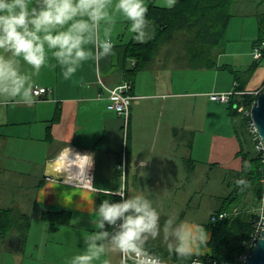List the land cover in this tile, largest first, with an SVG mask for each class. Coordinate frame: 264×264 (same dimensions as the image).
<instances>
[{
	"label": "crops",
	"instance_id": "crops-1",
	"mask_svg": "<svg viewBox=\"0 0 264 264\" xmlns=\"http://www.w3.org/2000/svg\"><path fill=\"white\" fill-rule=\"evenodd\" d=\"M144 3L149 6L148 0ZM163 3L155 0L157 6ZM149 23L153 36L156 26ZM128 29V22L118 18L112 54L84 63L72 80H65L58 66L42 68L33 76L35 86L52 91L35 95L31 106L0 101V178L7 181L0 185V209L12 207L31 217L23 236L15 228L0 236V264H69L86 247V237L99 231L95 213L89 210L111 200L104 189L114 193L121 185L129 191L127 197L142 193L150 199L160 220L168 209L174 210L172 214L191 228L203 225L211 238L212 230L205 225L219 204L202 221L198 209L188 204L194 195L181 193L180 182L197 171L207 179L206 173L213 170L237 177L243 164L239 151L242 146L252 150L254 142L248 134L241 143L229 101L213 99L212 94L258 93L264 85V55L250 71L257 62L252 53L254 36L242 52L226 48L217 54L215 66L193 67L185 58L184 44L177 41L161 45L147 66L131 76L136 59L127 56V46L137 41ZM228 55L231 59L224 60ZM20 68L24 73L32 71L24 64ZM125 81L133 82L132 93L137 96L127 129L122 117L109 109L108 100L98 98L105 85L115 87ZM68 150L92 155L91 184L100 191L88 184L44 177L47 163ZM220 177L228 194L233 182ZM30 178L34 180L27 183ZM169 194L174 195L171 200ZM178 202L181 207L174 205ZM166 203L174 206L163 208ZM46 212L55 213L54 227ZM105 230L111 232L112 227L106 224ZM163 239L162 234L150 239L147 248L177 261ZM209 241L200 254L211 252ZM97 243H105L106 254L95 264L104 259L120 264V254L110 251L107 241Z\"/></svg>",
	"mask_w": 264,
	"mask_h": 264
},
{
	"label": "clouds",
	"instance_id": "clouds-1",
	"mask_svg": "<svg viewBox=\"0 0 264 264\" xmlns=\"http://www.w3.org/2000/svg\"><path fill=\"white\" fill-rule=\"evenodd\" d=\"M177 0H164L162 7L172 9ZM148 7L144 0H0V101L31 106L35 102V83L44 67H59L65 80H72L84 63L97 62L112 54L113 32L118 18L129 24V32L139 43L152 38L147 18ZM54 60L55 63H50ZM21 64L32 71L24 73ZM253 130L259 133L253 121ZM256 151H264V138L257 143ZM61 156L54 163L53 174L70 167L71 163L81 173L91 169V154L75 153V161ZM250 163L245 167H250ZM71 180L72 177H68ZM92 190L100 191L87 181ZM240 192L250 188V183L240 178L235 181ZM119 201L103 200L98 207L89 210L95 213L94 225L99 231L88 235L84 250L74 255L69 264H95L106 254L105 243L110 251L120 254V264H164L160 255L147 248V242L163 233L168 254L177 260H191L200 264L199 249L207 247L210 234L203 225L194 229L176 214L168 216L163 226L160 213L145 195L129 192L121 185L114 193ZM256 214L254 236L264 240V197L250 209L249 215ZM113 228L105 230V225ZM196 257V259H194ZM102 264H111L104 259Z\"/></svg>",
	"mask_w": 264,
	"mask_h": 264
},
{
	"label": "trees",
	"instance_id": "trees-1",
	"mask_svg": "<svg viewBox=\"0 0 264 264\" xmlns=\"http://www.w3.org/2000/svg\"><path fill=\"white\" fill-rule=\"evenodd\" d=\"M148 1L147 18L155 24L156 29L152 38L146 43L128 44L127 56L136 59L135 66L129 71L131 76L147 66L161 45L177 41L184 44L188 60L193 67L215 66L217 54L222 52L227 42L228 24L232 16L229 13V7L233 0H177L172 9L157 6L155 0ZM262 43H264V12L261 13L259 19V31L255 45ZM263 55L264 47L261 58ZM261 58L256 59L257 62L249 68L250 71L259 64ZM241 88L244 89V85H241ZM263 89H260L258 93L233 94L229 100L230 111L234 115L241 113L238 111V106L241 105L250 109ZM246 120L249 118L246 117ZM238 137L243 143V137ZM239 154L243 164L242 169L237 172L235 181L244 178L251 187L241 193L233 181L231 191L221 198L218 208L210 215L207 223L212 230V235L209 241L211 252L206 254L231 261L235 260L244 250V241L250 238L258 215H249L250 209H247L242 210L238 215L215 221L212 220V216L221 211H228L239 204H245L244 199L248 193L252 194L257 206L264 194V152H257L255 147L252 150H245L242 146ZM246 162L251 166L245 167ZM107 196L111 197V201H117V195ZM45 216L51 221V226L54 227L57 224L54 212H46ZM30 222L29 214L12 207L2 208L0 209V236L6 235L14 228L23 236ZM173 259L177 260L174 255Z\"/></svg>",
	"mask_w": 264,
	"mask_h": 264
},
{
	"label": "rangeland",
	"instance_id": "rangeland-1",
	"mask_svg": "<svg viewBox=\"0 0 264 264\" xmlns=\"http://www.w3.org/2000/svg\"><path fill=\"white\" fill-rule=\"evenodd\" d=\"M230 5L231 6L229 7V13H231L232 16L228 24L227 42L222 51L225 52L227 48L229 52L233 50L242 52L246 49L247 44H249L251 39H253L254 36L257 37L256 34H258L259 31V19L261 13L264 12V0H233V2ZM184 49L186 55L185 58L188 60L189 58L187 56V52H186L187 50L185 46ZM223 59L229 61L231 59V56L228 55L226 57H223ZM261 88H264V85ZM228 109L230 110L229 105H228ZM232 116L235 122V128H236L235 131L237 132V135L242 136L243 138L248 137V134L251 135L249 130V123L248 120H246L247 116L244 113H238L236 115L233 114ZM215 171L216 170L206 173L210 179L199 177L198 171L190 174L187 173L189 177L183 179L180 182L181 193L187 194L190 192L189 193L190 195L191 194L194 195L192 203H188V204L189 207L192 206L198 209L197 212L200 213L201 215L200 218L202 221L207 220L209 218L208 217L209 214L215 210L218 204H220L223 195L227 194L226 193L227 187L220 185V179H221L220 176L226 177L225 179L227 180L228 183L235 181L232 172L222 173V171L220 172L217 171L218 173H215ZM204 174L205 172H202V176H204ZM33 180L34 178L27 179L28 181L27 183ZM11 181L15 182V184L17 182V180L14 181L11 180ZM4 182L7 181L5 179L0 178V185L1 184L3 185ZM233 185L231 184V188L233 187ZM169 197H170L169 200H171V198L174 197V195L169 194ZM244 200H245V204H239L234 208H238L245 211L247 209H252L253 207L256 206V200L254 199L252 194L248 193ZM186 203L187 201H185V204ZM166 204L167 205L163 208L167 209V208H172L174 205L178 207L180 205L181 207L182 202H178L172 205L171 207H168V203ZM169 204H172V202H170ZM232 209L228 211H231ZM172 213H174V210L168 209V212L160 220L161 226H163L164 221L168 218V216L172 215ZM205 226L209 227L207 224ZM161 234L163 239V233Z\"/></svg>",
	"mask_w": 264,
	"mask_h": 264
},
{
	"label": "built area",
	"instance_id": "built-area-1",
	"mask_svg": "<svg viewBox=\"0 0 264 264\" xmlns=\"http://www.w3.org/2000/svg\"><path fill=\"white\" fill-rule=\"evenodd\" d=\"M263 47H264V43L257 44L254 46L252 53H253V57L255 59L261 58ZM132 87H133V84L130 81H125L124 83H122L118 86H115V87H110V86L105 85L103 87V89L99 92V95H98L99 99H107L109 109L115 111L119 116L122 117L123 126L125 129H127L128 125H129L130 116H131V106H132L133 100L135 98H137V96L132 93ZM51 91L52 90L46 86H38V85L35 86V93L38 97H41L42 95H45ZM236 93L242 94V93H244V91H230L227 93H213L212 98L219 100V101H229L231 96L233 94H236ZM238 111H240L241 113H244L249 118V120H248L249 130H250L253 142H254V147L256 149L257 143L260 141L261 137H260L259 133L257 134V132H255L253 130V123H252L253 119L251 116V108L246 109L243 105H241V106H238ZM68 152H69V150L63 151L59 155V157L65 155V154L67 155ZM261 152H264V151H261ZM73 153L74 154L75 153L84 154V152H81V151L70 150V156ZM69 161L74 162L70 158H69ZM74 167L76 168V170L80 171L79 168L75 164H74ZM121 167L124 170V168H125L124 163L121 165ZM91 180H92V171H91ZM70 182L75 183V184H79V185L80 184L81 185L87 184L83 181V179L80 178V176L74 178V180L70 181ZM125 197H127L126 193H125ZM262 197H264V194ZM241 211L242 210L238 209V208H233L231 211H221L217 214H214L212 216V220L215 221L218 219H224L227 217L235 216V215H238L239 213H241ZM258 220H259V216L256 219V221L254 222L253 230H252L250 238L248 240L244 241V250L236 257L235 260L231 261V260H227V259H220V258L214 257L212 255L199 254L198 259L200 260V264H246L248 257H249V254H250V251L253 248L254 244L258 240V238H256L254 236L255 224ZM112 231H113V228H112ZM260 235H261V233H260ZM160 257L164 261V264H191L190 259L186 262H180V261L169 260V259H167L161 255H160ZM194 259H196V257H194Z\"/></svg>",
	"mask_w": 264,
	"mask_h": 264
},
{
	"label": "water",
	"instance_id": "water-1",
	"mask_svg": "<svg viewBox=\"0 0 264 264\" xmlns=\"http://www.w3.org/2000/svg\"><path fill=\"white\" fill-rule=\"evenodd\" d=\"M251 116L255 124L258 126L259 135L264 138V89L258 94L256 101L251 107ZM59 156L50 160L44 170V177L58 181H65L66 178L61 173L53 174L51 164L58 159ZM264 236V230L261 232ZM246 264H264V240L258 239L250 251Z\"/></svg>",
	"mask_w": 264,
	"mask_h": 264
},
{
	"label": "bare ground",
	"instance_id": "bare-ground-1",
	"mask_svg": "<svg viewBox=\"0 0 264 264\" xmlns=\"http://www.w3.org/2000/svg\"><path fill=\"white\" fill-rule=\"evenodd\" d=\"M67 155H68V154H67ZM67 155L65 154V155H63V157H66ZM59 158H60V157H59ZM69 158L72 159L73 161H75V155H74V153L71 154V156H70V154H69L68 159H69ZM56 161H57V159H56ZM56 161H55V162H56ZM55 162H54V163H55ZM70 162H71V161H70ZM54 163L51 164V168H52L53 171H54V169H53L52 165H53ZM74 164H75V163H71V165H70L69 168H67L66 170L60 172L61 174H63V175L65 176L66 180H68V179H67L68 177H72V179L69 180V181H73L74 178H76V177H78V176H80V178L83 179V181H84L85 183H87V181H88L89 179L91 180V171H90V169H89V170H86L84 173H81L80 171L76 170V168L74 167ZM72 166H73V167H72ZM87 184H88V183H87Z\"/></svg>",
	"mask_w": 264,
	"mask_h": 264
}]
</instances>
